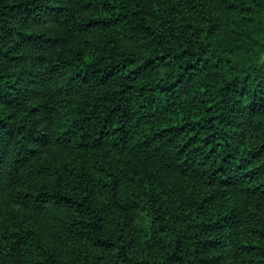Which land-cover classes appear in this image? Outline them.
Segmentation results:
<instances>
[{
    "label": "trees",
    "instance_id": "1",
    "mask_svg": "<svg viewBox=\"0 0 264 264\" xmlns=\"http://www.w3.org/2000/svg\"><path fill=\"white\" fill-rule=\"evenodd\" d=\"M0 264H264V0H0Z\"/></svg>",
    "mask_w": 264,
    "mask_h": 264
}]
</instances>
